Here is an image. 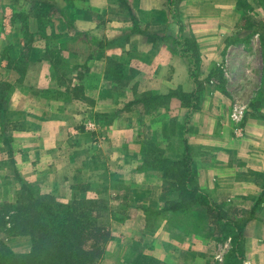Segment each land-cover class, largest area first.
Returning a JSON list of instances; mask_svg holds the SVG:
<instances>
[{
	"label": "crops",
	"instance_id": "0c3cea01",
	"mask_svg": "<svg viewBox=\"0 0 264 264\" xmlns=\"http://www.w3.org/2000/svg\"><path fill=\"white\" fill-rule=\"evenodd\" d=\"M55 2L59 19L45 26L46 16L39 15L40 9ZM237 2L0 0V156L10 155L17 175L26 172L29 184L47 176L49 181L56 172V157L66 153L68 144L75 146L82 139L92 146L109 138L106 147H90L93 150L86 152L90 162L102 154L131 157L139 166L140 144L145 148L151 143L147 137L152 135V125L156 119H169L172 150L168 159L178 161L186 151L199 193L230 211L229 220L243 223V264H264V84L257 88L260 96L254 103L255 98L243 104L234 96L237 102L232 104L228 98L232 88H247L252 80L250 61L238 69L239 60L250 59L249 53L233 46L243 30ZM48 30L61 37L75 33L80 52L55 51L71 67L50 62ZM108 61L119 66L121 79L110 78ZM260 65L264 80L261 59ZM29 75H34V83L27 90L23 84ZM26 91L43 96L35 99ZM154 129L156 133L159 126ZM135 143L139 146L134 147ZM78 149L74 148L73 156ZM136 167L131 169V187L148 189L150 194L154 190L152 196L142 193V203L152 202L160 209L166 200L163 188L168 185L161 170L151 167L149 172L154 174L147 178ZM86 175L82 168L75 178L83 183ZM64 181L57 183L63 187ZM50 185L54 186L51 181ZM161 213H154L161 220L149 237L160 238L156 246L185 253L209 251L211 244L205 242L193 247L200 242L189 232L180 235L178 243L172 240L173 230L164 228V223L174 215ZM227 241L231 250V238L223 242L224 248ZM213 242L215 253L222 241ZM162 253L153 258L172 264L163 260Z\"/></svg>",
	"mask_w": 264,
	"mask_h": 264
},
{
	"label": "rangeland",
	"instance_id": "374dc122",
	"mask_svg": "<svg viewBox=\"0 0 264 264\" xmlns=\"http://www.w3.org/2000/svg\"><path fill=\"white\" fill-rule=\"evenodd\" d=\"M56 2L51 5L50 3L47 4L48 7H41V9H47V14H44V16H46L45 26L51 27L50 23H54L59 19ZM236 7L239 12L238 18L240 21H243V30L242 32L240 31L241 36L236 40L237 43L233 44V46H240L242 51L247 54L249 53L250 56V59H247L245 62L239 60L240 64L238 65V69H240V65L245 66L249 64L250 61L251 65L249 70L252 75V80L251 85H248L247 88H232L229 91L230 96L228 98L229 100H232L231 102L233 104L237 101L232 98L237 96L236 98L239 99L240 103L243 101V104H247L246 102H251L253 98L255 99L252 100V102H255L257 98L256 96H260L261 87L264 84V80H262L263 75L260 73V59L264 66V0H238ZM48 31H50L48 34L50 36L48 40H51V45L49 44V51L51 53L57 51L58 48L61 52H80L74 39L75 33L73 31H69L65 37V34L62 33L63 38L55 31ZM18 61L20 65H25L24 59H19ZM61 63L63 67L72 66L67 62V59L61 61ZM233 65H235V61H233ZM252 67L255 68L253 69ZM67 78L68 77H66V79ZM33 83L34 75H29L28 83L25 81L23 86L28 90ZM257 88L261 89L258 90ZM244 89L246 90L244 91ZM29 90H32V88ZM26 92L31 94L32 91ZM32 93L35 99H39L40 96H43L39 95L41 93L36 91ZM160 111L161 110L158 112ZM68 113L70 114V112ZM153 113L155 115L154 111ZM163 116L164 114L154 116L153 118L146 117V119L149 120L150 118V120H155L156 117L160 118ZM65 120H69V117ZM163 120L164 118H161L160 121H157L156 119V124L152 125V135L147 137L148 141L149 139L151 140V143H147L145 148L140 144L141 148L139 156L142 164L139 166L134 159L131 160V157H113V155L107 157L102 154H97V157L94 156L95 158L92 161V164V162L89 161L86 152L93 150L92 148L90 149V147H98L99 149H102V146L106 147L109 138L106 139V141L103 140L92 146L85 145L84 141L86 139H82L80 141L81 143L78 142L75 146L74 144H68L65 147L66 153L60 154L58 158L56 157L55 161L57 162L54 163L56 174L54 173V175H51L49 181L48 176L46 175L47 179H39L38 184H29L25 178L26 172L23 171L24 173H21L22 177L18 176L17 171L14 168V163L11 160V156H8L7 153H5V156L2 154V156H0V207L3 205H14L19 200L22 193L21 187L24 185L28 186L30 190L32 189L31 192L34 196H38L39 194L50 195L61 203H68L74 200H90L94 202V208L90 205L92 214L86 207H83V209H80L81 215L84 213L83 215L85 218L93 220L94 225L101 230L102 234H105L106 230H108L110 235L109 240L103 246L101 259L95 264H152L151 260L155 259L153 258V254L159 258L162 252L163 260L170 261L172 264H237V262L231 257L232 253L229 249L230 244L228 241L226 242L227 247L224 248L225 243L223 242L229 237L218 243L220 245L217 244L218 246L214 253V249L211 248L214 243L213 239L219 237L220 233L215 231L214 228L212 229L209 221L210 219L201 218L200 208L193 207V209L187 211L185 214L178 215L179 217H169V215L166 214L169 218L165 220L166 223H164V228H170L173 230L171 239L176 243L181 241L180 235L185 236L189 232V235L194 236L193 239L200 242L198 244L194 243L192 245L193 247H202L203 242H205V244H211L209 251L205 252V254L190 252V250L186 253L166 249L162 250L161 247L156 246V241L160 238L158 240H152V238H149L150 234L152 236L153 231L158 227V223H160L158 220H161V218H159L160 216L156 218L157 215L154 213L161 212L165 203L176 200L177 193L172 192L171 196L167 194L166 197V194H164L163 191L164 198L166 199L165 203L160 209L156 210L155 206H152L154 205L152 202L148 205L142 203L141 199L142 193H145L144 195L149 194L152 196L154 190H152L150 194L147 192L148 189L146 190L145 188H142L140 191V188L131 187L132 184L130 177L133 174L131 169L136 167V165V168H138L137 172L146 174L147 178H151V174H154L149 172L151 167L157 168V166H161L162 168H166V166L159 164L161 162H153V159H168L171 157V125L169 119L162 122ZM69 122L71 123L70 120ZM156 126H159V129L154 133V128ZM6 132H4V136L7 135ZM155 134H157L156 139ZM134 135L137 140L138 135L136 131H134ZM88 143H90V140ZM81 144L82 146H80ZM136 145L139 146L135 143L134 147H137ZM76 146L80 147V149H78L79 152L77 151L78 155L73 156L75 153L74 148ZM117 147L119 146H116L115 149L111 148L110 150H116ZM130 163L133 165L132 167L130 166ZM44 164L47 165L48 161L44 162ZM92 165L93 167H91ZM82 168H85L87 171L83 183L82 181L80 182L79 178H75L78 170H81ZM163 171L167 172L168 168ZM160 175H162V171ZM90 177H93V180H91ZM61 178H65L66 180L63 183V187L57 183ZM50 181L53 183V187L50 185ZM165 185H167L166 182ZM198 210L199 212H197ZM222 211L225 214V219L229 220L230 216L233 217L230 211L225 212L224 209ZM163 215L165 214L162 213L161 216ZM225 221L222 220L220 223L223 224ZM154 226L157 227L154 228ZM7 227H9V225H7ZM0 242H3L11 252L16 254L27 252L32 245V242L28 237H6L1 233ZM192 246H189V249H192ZM160 263L163 264V262Z\"/></svg>",
	"mask_w": 264,
	"mask_h": 264
},
{
	"label": "trees",
	"instance_id": "16d2710c",
	"mask_svg": "<svg viewBox=\"0 0 264 264\" xmlns=\"http://www.w3.org/2000/svg\"><path fill=\"white\" fill-rule=\"evenodd\" d=\"M44 9L40 10L39 15L47 14V9ZM37 20L39 24V18ZM49 60L52 65L63 61L59 52H52ZM14 66L19 69L18 64ZM106 70L112 80L121 79L118 77L119 66L116 63L108 61ZM145 100L147 102L149 99ZM155 161L168 168L166 172L163 171L166 168L158 166L164 182L168 184L163 188L164 194L171 196L172 192L177 193V199L165 203L161 212L175 216L193 207L200 208L201 218L210 219L212 229L220 233L215 240L232 238L231 257L237 264H243V223L238 225L225 219L220 206L212 204L199 193L196 174L186 151L178 161L162 158L153 159ZM21 189L19 200L14 205L0 207V233L6 237H28L32 245L27 252L16 254L0 242V264H95L101 259L103 246L110 237L108 230L102 234L93 220L85 218L84 213L81 215L80 212V209L86 207L92 214L90 205L94 208V202L74 200L61 203L50 195L34 196L28 186L24 185ZM222 220L226 221L222 224ZM151 263L162 264L155 259Z\"/></svg>",
	"mask_w": 264,
	"mask_h": 264
}]
</instances>
